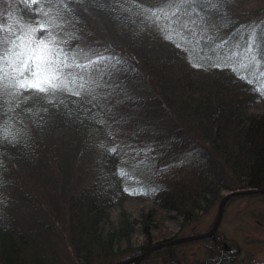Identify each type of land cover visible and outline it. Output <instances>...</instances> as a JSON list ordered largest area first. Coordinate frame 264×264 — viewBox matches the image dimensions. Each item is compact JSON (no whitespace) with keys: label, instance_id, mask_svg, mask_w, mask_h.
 <instances>
[{"label":"trees","instance_id":"1","mask_svg":"<svg viewBox=\"0 0 264 264\" xmlns=\"http://www.w3.org/2000/svg\"><path fill=\"white\" fill-rule=\"evenodd\" d=\"M238 5L0 0V35L59 10L53 34L87 65L62 69L66 89L0 96V264H113L225 192L264 188V94L244 51L251 39L264 55V14L239 20ZM215 238L205 239L212 256L225 244ZM181 245L144 260L167 252L163 262L178 264Z\"/></svg>","mask_w":264,"mask_h":264},{"label":"snow or ice","instance_id":"2","mask_svg":"<svg viewBox=\"0 0 264 264\" xmlns=\"http://www.w3.org/2000/svg\"><path fill=\"white\" fill-rule=\"evenodd\" d=\"M48 2L63 4L64 0H48ZM164 3L167 4L168 0H164ZM179 3L181 5H191L196 3V0H179ZM163 12V9H156L152 11L149 19L156 22L163 15ZM44 15L46 17L45 20L39 22L37 26L21 24L18 25V34L0 35V96L5 94L18 95L25 90L49 93L57 89H66L69 81L62 69L69 66L87 67V65L75 63L76 57L71 53L65 52L53 34L52 29L60 27L58 23L62 19L60 11H46ZM177 15L178 10L171 12L173 18ZM46 29L47 35L36 41L34 39L36 32ZM164 30L168 32L169 37L174 35V30L169 29L167 25L164 26ZM261 30L264 31V26H261ZM0 32H3V29H0ZM244 51L249 53V59L252 60L250 65H246L247 69L250 71L256 68L258 71V83L261 87L256 90L264 94V55L256 54L261 49L256 48L255 41L251 39ZM233 55L238 56L239 53H233ZM99 59L111 60L114 57L101 56ZM70 61L72 64H70ZM228 66L234 72L238 71L235 65ZM110 151L114 152L115 149ZM120 174L122 176L129 175L127 171H123Z\"/></svg>","mask_w":264,"mask_h":264},{"label":"rangeland","instance_id":"3","mask_svg":"<svg viewBox=\"0 0 264 264\" xmlns=\"http://www.w3.org/2000/svg\"><path fill=\"white\" fill-rule=\"evenodd\" d=\"M237 1L239 5L236 13L239 20H247L252 16L257 21L264 14V0ZM255 14L256 16H254ZM28 91L31 92V90H25L21 94ZM218 205L219 201L206 212L201 213L197 221L194 220L183 225L176 233H174L172 226H168V228L162 226L160 231H154L153 234L156 237L152 244L162 242L165 238L167 239L163 241L178 238L175 236L181 237L208 231L216 219ZM218 232L224 237V248L232 249L236 246L240 249V252L237 253L233 251V255L229 259H232L231 264H264V196L236 195L230 197L226 202L222 219L217 228ZM202 241L195 240L184 242V244L180 243L182 245L173 250L175 255L171 254L172 259L173 256L178 259V264H202L203 260L210 255L206 248L208 241L205 239ZM216 241L218 242L217 238ZM211 244L213 248H216V244L214 245L212 242ZM166 253L144 260L146 256L136 264H165L163 256Z\"/></svg>","mask_w":264,"mask_h":264},{"label":"water","instance_id":"4","mask_svg":"<svg viewBox=\"0 0 264 264\" xmlns=\"http://www.w3.org/2000/svg\"><path fill=\"white\" fill-rule=\"evenodd\" d=\"M264 193V188H249V189H243V190H233V191H229L227 193H225L222 198L219 201V205H218V213L216 216V219L212 225V227L203 233H194L193 235H189V236H182V237H178L175 239H171V240H167V241H162L159 243H156L154 245H152L151 247H149L148 249H146L144 252L139 253L133 257H130L128 259H124V260H119L116 261L113 264H129L130 262L136 261L137 263L142 260L144 257L148 256L152 251L161 248V247H165V246H169V245H173V244H177V243H181V242H185V241H190V240H195V239H204L208 236H210L211 234H213L219 224L220 221L222 219V215L224 212V208H225V204L227 202V200L232 197V196H236V195H244V194H262Z\"/></svg>","mask_w":264,"mask_h":264},{"label":"flooded vegetation","instance_id":"5","mask_svg":"<svg viewBox=\"0 0 264 264\" xmlns=\"http://www.w3.org/2000/svg\"><path fill=\"white\" fill-rule=\"evenodd\" d=\"M224 249L226 251H229V249L226 247ZM231 255L232 254H230L228 252H227V254H224L223 253V246H221L219 255H217V256L209 255L207 258H205L203 260L202 264H231L232 259L229 260L231 258Z\"/></svg>","mask_w":264,"mask_h":264},{"label":"bare ground","instance_id":"6","mask_svg":"<svg viewBox=\"0 0 264 264\" xmlns=\"http://www.w3.org/2000/svg\"><path fill=\"white\" fill-rule=\"evenodd\" d=\"M249 189V188H248ZM237 190H243V189H237ZM206 232V231H205ZM203 233V232H202ZM216 233H217V230L213 233V234H211L210 236H208V237H206L205 239H207V238H210V237H213V238H215L216 237ZM193 235V234H192ZM185 236H189V235H185ZM182 237V236H181ZM216 239V238H215ZM195 240H197V239H195ZM195 240H190V241H195ZM198 240H203V239H198ZM185 242H189V241H185ZM181 243H184V242H181ZM177 244H180V243H177ZM173 245H176V244H173ZM169 246H171V245H169ZM166 247V246H165ZM134 262H136V261H133V262H130L129 264H131V263H134Z\"/></svg>","mask_w":264,"mask_h":264}]
</instances>
